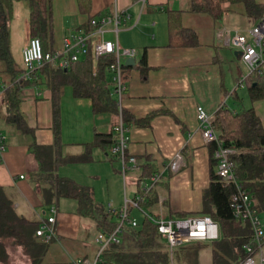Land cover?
Masks as SVG:
<instances>
[{"label": "crops", "instance_id": "1", "mask_svg": "<svg viewBox=\"0 0 264 264\" xmlns=\"http://www.w3.org/2000/svg\"><path fill=\"white\" fill-rule=\"evenodd\" d=\"M257 1L264 5V0ZM53 9V50L60 48L72 32L89 33L94 28L91 20L104 16H111L104 37L118 41L121 48L136 49L133 65H126L128 57L124 58V89L120 102L117 100V113L95 112L92 100L76 96L70 84L54 94L48 75L40 71L35 81L20 93L27 131L8 120V108L0 109V131L7 144L0 155V186L6 188L19 214L36 220L55 216L56 237L48 253L55 250L53 246L62 247L66 257L53 262L74 264L80 258L93 259L100 244L95 237L94 254L78 252V242L88 245L86 231L97 228L91 217L78 212L76 199L60 197L52 204L45 203L42 189L48 181L42 178V163L33 146L56 143V113L60 152L54 151L48 157L58 158L59 154L64 158L87 157L83 161L61 163L56 174L91 186L95 199L100 182L106 179L108 197L118 200L117 206L112 201L109 206L120 208L126 199L138 194L139 187L151 182V172L158 169L163 173V181L156 187L157 201L150 208L171 218L168 215L199 213L203 209L204 191L210 185L212 143H207L199 130L196 107L202 105L214 115L225 102L235 109L253 106L264 125V98L252 101L248 86H237L247 68L240 52L221 41L217 34L221 27L247 34L256 22L248 17L243 3H224L219 19L191 11L190 0H54ZM117 10L118 25L114 17ZM176 13L185 27L196 32L197 43L187 42L185 36L178 34L172 38L170 16ZM29 15L28 2L14 0L9 43L20 73L23 49L31 37ZM117 27L118 32L114 31ZM96 68L95 65L94 71ZM8 79V73L0 72V96ZM119 118L127 128L128 151L137 158V165L131 168L134 171L131 180L122 173L121 159L111 153L112 144L100 140L103 136L98 138V134L115 131ZM177 153L183 156V165L175 172L169 164ZM115 160L116 165L112 163ZM120 176L124 183L122 198ZM139 177L143 181H138ZM127 182L133 187L130 193L126 190ZM136 210L141 211L133 209L131 216ZM143 217L136 219L141 221ZM89 224L90 228L86 227Z\"/></svg>", "mask_w": 264, "mask_h": 264}, {"label": "trees", "instance_id": "2", "mask_svg": "<svg viewBox=\"0 0 264 264\" xmlns=\"http://www.w3.org/2000/svg\"><path fill=\"white\" fill-rule=\"evenodd\" d=\"M26 1L30 12L31 36H37L42 40L45 51L53 50L54 0ZM13 2L14 0H0V60L4 63L3 71L8 73L9 77L0 96V109L1 111L9 109L8 120L15 122L21 130L27 131L25 116L20 108V93L26 85L35 81L34 78L39 71L48 75L54 94L57 95L65 84H70L76 96L88 97L92 100L95 112L117 113L118 99L114 92L115 81L110 67L115 62V56L112 54L103 55L96 60L92 52H89L81 59L71 62L67 68L45 65L36 71L32 79L18 80L21 73L11 55L9 43V21L12 17ZM226 2L243 3L248 17L253 22L264 16V5L257 0H190V10L219 19L223 15V4ZM170 30L172 38L178 34L181 37L185 36L187 42L197 43L196 32L181 23L179 13L170 16ZM145 62L144 58L142 63L145 65ZM95 65L97 68L94 71ZM244 82L248 86L252 101L264 98V72L252 73ZM55 115L56 143L52 146L38 144L33 146L42 163V178L48 181V185L42 189L45 203L52 204L60 197L76 199L78 212L95 221L98 233L113 232L120 223V214L112 212L109 208L105 209L98 203L91 186L56 174L57 167L61 163L83 161L87 157L83 155L64 158L60 154L58 158L48 157V154H53L54 151L60 152L57 113ZM125 117L126 121H129L126 115ZM214 126L224 146L234 149L230 159L234 163L235 175L241 189L250 195L259 214L264 213V125L255 108L251 106L235 109L225 102L214 114ZM98 138L114 144L117 141V133L113 131L105 135L98 134ZM216 148L217 144L213 142L210 185L204 191L203 209L199 213L182 212L168 216L180 218L208 215L219 225L218 239L181 244L180 254L176 247L171 250L168 240L159 231L158 224L147 215V213L159 215L150 208L157 201L156 187L163 181V173L155 169L151 172L150 178L156 174L159 178L152 188L144 192L139 187L138 191V194L143 196L139 203L140 210L144 212L143 219L136 225L130 222L123 223L119 232V242L112 241L105 246L101 251L99 264H200L201 253L206 248H210L212 264H233L244 258L246 256L244 245L253 238L252 223L249 219L239 220L234 216L232 196L237 191V186L234 181L227 182L219 176ZM114 156L119 158L118 155L114 154ZM131 156L127 150L125 161L129 162ZM143 179L139 177L138 181ZM133 209L136 207L130 205V213ZM42 222L43 220L19 214L6 188L0 186V264H11L8 242L22 247L31 264H68L45 260L53 239L46 242L37 235L36 230Z\"/></svg>", "mask_w": 264, "mask_h": 264}, {"label": "built area", "instance_id": "3", "mask_svg": "<svg viewBox=\"0 0 264 264\" xmlns=\"http://www.w3.org/2000/svg\"><path fill=\"white\" fill-rule=\"evenodd\" d=\"M116 24L120 22V13H114ZM111 21V16L93 18L91 24L93 30L89 33L72 32L65 38L60 48L45 51L42 40L37 36H31L23 49L22 62L23 71L18 80L32 79L36 71L45 65H57L67 68L71 62L81 59L84 55L92 52L97 60L103 55L112 54L115 62L111 64L113 79L115 81L114 92L120 102L124 84L122 80V70L124 68V58L136 55L135 48H121L118 41H113L104 37L106 25ZM118 32V27L114 29ZM218 37L225 44L236 48L240 52L242 61L247 68V74L242 77L237 86L245 84V78L252 73L264 72V16L250 27L247 34L240 30H232L228 27H221ZM199 119V130L207 143L215 142L217 148L215 156L217 158V172L219 176L227 181H234L237 191L232 196V208L234 216L241 219H249L253 227V238L244 245L246 256L233 264H264V222L255 207L250 195L241 189L234 171V163L230 159V154L234 152L231 147H226L220 140L219 134L214 126V115L209 113L202 105L196 107ZM126 126L122 118H119L115 126L117 141L111 145L112 154L118 155L122 161V170L125 175L128 169L137 165V158L131 156L130 161H125V154L128 150L129 137L126 134ZM6 136L0 131V155L6 149ZM183 165V156L177 153L171 160L169 167L173 171H178ZM159 175L151 178L150 183L142 186L144 192L149 191L155 184ZM142 194H137L133 199H126L120 208L109 206V210L120 214V223L113 232H100L96 236V241L100 244V249L93 259H77L74 264H99L101 251L112 241L119 242V232L125 222L133 225L137 224V219L132 217L129 206L140 208ZM56 208L53 207L54 213ZM148 217L158 224L159 231L166 237L171 250L178 245L192 241H212L219 238V225L208 215H194L180 218H166L162 214L158 216L148 214ZM44 241H51L56 237L55 216L50 215L43 220L36 230Z\"/></svg>", "mask_w": 264, "mask_h": 264}, {"label": "rangeland", "instance_id": "4", "mask_svg": "<svg viewBox=\"0 0 264 264\" xmlns=\"http://www.w3.org/2000/svg\"><path fill=\"white\" fill-rule=\"evenodd\" d=\"M0 69H2L1 73L4 74L5 72L3 71L4 69V63L0 60ZM2 126V125H1ZM115 163V165L118 163L116 160L112 161V163ZM111 165V163H110ZM133 174L134 171L133 169H128L127 173L125 174V176L127 175L128 179L131 180L133 179ZM124 175V173H123ZM120 197H123V192H124V183H123V177L120 176ZM111 185H113V183L111 182ZM98 197H97V201L104 206L105 209L109 208V202L112 201V203L114 205L117 204L118 200L113 199L111 197H108L107 195V190H106V179H103L100 182V186H98ZM133 187H131L130 182H127L126 184V190L128 191V193L131 192ZM117 206V205H116ZM132 216H136L135 218L141 219L143 217V213L142 211L136 210L133 212ZM260 217L262 219V221L264 222V213L260 214ZM86 227L90 228V224L87 225ZM84 233L86 231L85 227L83 229ZM87 235H86V239H87V246H83L81 244V242H78L79 244V251L81 252V254L83 253H88L89 255L94 254V252L97 249V243L95 242V237L97 236V230L96 229H91L90 232L86 231ZM89 233V236H88ZM8 251H9V261L11 262V264H31L30 259L24 254L22 247L17 246V245H12L11 242H8ZM185 244V243H184ZM55 250H53V252H51V250L49 251V253L47 254V257L45 258L46 261H57L59 260L60 257H66L67 254H65V251L62 247H55ZM178 250V254H180V246L178 245L177 247ZM57 249V250H56ZM65 259V258H64ZM200 264H212L211 263V251L210 248H206L202 251L201 253V263Z\"/></svg>", "mask_w": 264, "mask_h": 264}, {"label": "water", "instance_id": "5", "mask_svg": "<svg viewBox=\"0 0 264 264\" xmlns=\"http://www.w3.org/2000/svg\"><path fill=\"white\" fill-rule=\"evenodd\" d=\"M134 62H135V57H128L125 61V64L129 66V65H133Z\"/></svg>", "mask_w": 264, "mask_h": 264}]
</instances>
